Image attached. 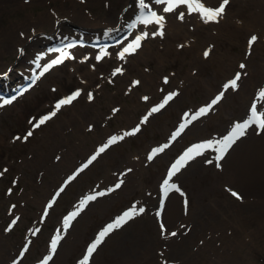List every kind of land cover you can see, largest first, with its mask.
I'll return each mask as SVG.
<instances>
[{
	"label": "rangeland",
	"instance_id": "obj_1",
	"mask_svg": "<svg viewBox=\"0 0 264 264\" xmlns=\"http://www.w3.org/2000/svg\"><path fill=\"white\" fill-rule=\"evenodd\" d=\"M145 2L164 17L163 36L153 35L161 30L156 23L140 22L116 46L55 50L54 43L81 37L107 43L136 19L139 0H0V83L16 89L29 78L34 60L42 63L32 90L7 104L0 98V264H85L99 233L133 210L137 214L109 232L86 264H264V177L246 189L224 188L230 168L223 161L247 140L264 137V129L253 124L219 160L215 145L247 120L253 105L264 112V100L256 103L249 90L251 70L264 72V0H228L218 21L209 22L187 4L165 12L167 2ZM202 2L216 8L222 0ZM111 25L115 29L103 34ZM144 32L140 47L121 58ZM252 36L257 39L250 44ZM64 52L69 56L62 63L43 72ZM237 73L233 88L229 82ZM77 92L71 103L60 104ZM221 93L208 112L192 119ZM112 137L123 138L109 144ZM208 139L213 147L199 149L169 176L189 148ZM157 148L163 151L152 155ZM174 202L184 217L202 202L216 214L222 229L214 225V234L223 231L215 237L216 251H199L191 239L194 249L188 250L196 255L187 256L171 235ZM137 215H149L148 234L168 245L163 254L137 261L114 251L120 237L135 239ZM178 219L177 227H188ZM194 223L191 232L200 236L212 227Z\"/></svg>",
	"mask_w": 264,
	"mask_h": 264
},
{
	"label": "bare ground",
	"instance_id": "obj_2",
	"mask_svg": "<svg viewBox=\"0 0 264 264\" xmlns=\"http://www.w3.org/2000/svg\"><path fill=\"white\" fill-rule=\"evenodd\" d=\"M78 16L82 18L84 21L90 20L89 18L84 17V15H78ZM113 26L114 25H111L110 27L107 26V28L113 29ZM252 27H257V25L253 24ZM86 29H92V28L87 26ZM251 72L252 73L249 77L250 80L249 90L252 91L253 99L257 101L256 103L261 104L264 98L261 99L262 97H260L259 93L261 90H264V72H259L257 69L256 70L252 69ZM257 87H262V88L260 90L257 89L255 93V89ZM223 161L225 163L224 164L225 167L228 166L230 168L229 173H226V169H225L224 188L228 187L229 189H231L232 187H234V185H240L244 189H246L250 186L251 183H257L262 179V177H264V137L251 141L247 140L242 146H240L238 149L235 150L234 154L233 153L232 155L228 154L225 158H223ZM239 196L242 197L240 194ZM176 202H174V209L172 212V220L176 226L174 233H176L175 236H177L181 240V242L179 243H183V244H179V246L183 247V250L188 252L187 256L191 258L192 256L196 255L194 252L188 250V248L190 247L194 249V244L190 241L191 239L194 240L197 239L198 242L196 244H197V248L198 249L200 248L199 251H205V250L216 251L217 245L215 243L216 242L215 237H218L223 232L222 231L221 233L214 234V229H213L214 225H216V228L222 229L220 222H216V217H215L216 214L213 215L212 212L206 210L208 205L202 202L193 207L192 211L193 210L195 211L191 213V215L187 214L186 215L187 217L186 216L184 217L182 208L179 209V206ZM241 209L242 210L246 209L245 204L241 207ZM205 215H207L208 217H206ZM179 216L180 219L182 220V223L189 224L188 227L186 228L183 226L177 227V224L179 223L178 221H180L178 219ZM148 218L149 215H144V216L137 215L135 221L136 225H134L133 227V234L135 235V239H130L131 237L130 238L120 237L119 240L116 242L117 244L114 248V251L121 253L128 260L136 259L137 261L140 258H142L143 255L146 256L149 255V257H154L156 253L163 254V252H165L166 249L168 248V245H165L164 242H160L159 235L155 237H151L148 234L147 231L149 228ZM239 220H243V213L239 214ZM195 221H197L199 224L203 222L205 226L212 225V227L208 230L206 234L200 236L196 232L194 233L191 232L193 229V224H195L194 223ZM199 224H197V226ZM223 229H225V227H223ZM175 252L178 253L176 249ZM126 254H129V256H127Z\"/></svg>",
	"mask_w": 264,
	"mask_h": 264
},
{
	"label": "snow or ice",
	"instance_id": "obj_3",
	"mask_svg": "<svg viewBox=\"0 0 264 264\" xmlns=\"http://www.w3.org/2000/svg\"><path fill=\"white\" fill-rule=\"evenodd\" d=\"M156 3H162L164 2V0H155ZM167 4L168 6L164 9L165 12H171L173 11L178 5L180 4H187L189 6V10L193 11V12H199L201 14L202 19L205 20V22H209V21H218V19L222 16V14L224 13V9H225V5L228 4V0H222V3L219 5V7L216 8H212V7H207L205 6V4L202 2V0H167ZM139 8L141 10L147 9L149 8V5H147L145 3V0H139ZM150 19L149 18H144L141 19L140 22L144 23V24H149V23H156L157 25L160 26V31L153 33V35H160L163 36V21H164V17L162 15H157L156 12H150ZM181 19H183V13L180 14ZM139 19V18H138ZM135 24H130L129 28L134 27ZM23 35V34H21ZM148 35L147 32H144L142 35L137 36L135 41L132 44H129L127 47H125L123 49V51L120 53L121 58H123V55L125 53H129V52H134L137 48L140 47V42L142 39L146 38ZM257 39L256 36H252L250 39V44L252 42H255V40ZM74 45H68V47H73ZM107 54V53H105ZM205 55L207 56L208 53L205 52ZM69 56V53L64 52L62 53L61 58H57L53 61H51V63L47 64L44 68H43V72H47L50 68H52L54 65L60 64L63 62V58H66ZM100 57H98L99 59ZM39 66V65H38ZM241 68L245 67L243 64L240 65ZM117 72L121 71L120 69L116 70ZM43 74V73H41ZM240 79V74L237 73L236 77L231 80L229 82V84L234 88L237 86V81ZM136 83H139L138 81ZM229 85H225V87H228ZM79 95V92L75 93V95L68 97L67 99H64L60 102V104H69L72 102L73 99H75V97ZM172 95L171 94L167 97V100L172 99ZM223 93H221L220 95H218L214 100L211 101V104L207 107L201 108L199 110V112L197 113L196 116H193L192 119H196L197 116L199 115H203L206 112L209 111L211 105L216 104L222 97ZM260 97L264 98V90H261L259 93ZM13 99H15V97H13ZM147 99V98H145ZM167 100L165 101V103H167ZM10 100H5L4 103H10ZM60 104L57 105V108L60 107ZM160 107H163V104L160 105ZM159 108H153L152 111H158ZM251 117L247 120H245L243 123H237L234 125V127L231 129V132L229 135L223 137L221 140L215 141V145L217 146V151L219 152V155L217 156V160L222 159L224 154L227 152L228 148L231 147V145L235 142L236 139H238L239 137L243 136L245 134L246 129H248L251 125L253 124H257L259 128L264 129V112H260L257 113V109L255 107V105H253V107L251 108ZM52 115H55V113H53ZM49 117H44L43 119H41L39 121V124H43L45 122V120H47ZM146 119V118H145ZM190 122V121H189ZM39 124L36 125V127L39 126ZM184 125H181V130L183 129ZM138 130V129H137ZM126 134H130V133H126ZM28 135H31V132L28 133ZM176 135H179V133H177ZM123 137H112L109 140V144L111 143H115L117 139H122ZM172 139H175V136L172 137ZM105 147H107V145H105ZM164 147H167V145H165ZM205 147H213V142L212 141H207L204 144H198L193 146L192 148H189L180 158L179 160H177V162L175 164H173L172 166V170L169 174V176L174 175L175 172L179 171L180 167L183 166V164L187 161L193 158V154L195 155H199L201 154L198 150L199 149H203ZM100 152L104 151V147L100 148L99 150ZM163 151V148H157L153 150L152 155H155L157 152ZM96 157L93 156L92 159L94 160ZM152 157L150 156L149 159H151ZM210 162V161H209ZM89 163H91V160L89 161ZM219 166V165H217ZM164 183L167 185L168 184V180H165ZM117 187H119V185H117ZM172 188H176V185H172ZM179 190V189H177ZM101 195H103V193H100ZM167 194V189L165 190V195ZM233 196L237 197L238 199H241V197L239 196L238 193L236 192H232L231 193ZM91 199H95V196H89L87 197V200H91ZM87 200L84 201V203L87 202ZM187 203V202H186ZM140 212H143L144 209L140 208L139 209ZM137 214L135 210L133 211H126L122 216H120L114 223L107 225L103 231H101L98 235V238L95 240V242L89 247L88 249V253L87 256L85 257V264L87 262V259L91 256V254L95 251L96 247L102 242V240L104 239V237L111 232L113 229L120 227L123 223H125L128 219H130L133 215ZM76 213H73L72 216H70L69 218H67L65 220V225H67L68 221L75 216ZM163 227V226H162ZM171 235H176V233H171ZM60 237L57 236L52 242H51V250L53 252H55L56 247H57V243L59 241ZM51 257H48V259H50ZM45 264H47V261H45Z\"/></svg>",
	"mask_w": 264,
	"mask_h": 264
}]
</instances>
